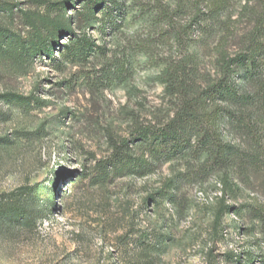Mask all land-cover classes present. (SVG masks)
I'll list each match as a JSON object with an SVG mask.
<instances>
[{"label": "rangeland", "instance_id": "1", "mask_svg": "<svg viewBox=\"0 0 264 264\" xmlns=\"http://www.w3.org/2000/svg\"><path fill=\"white\" fill-rule=\"evenodd\" d=\"M66 1L0 0L14 6L13 16L0 13V26L27 35L28 16L55 17L57 5ZM119 1L125 14L117 32L102 35L94 22L75 29L94 46L105 47V55L92 47L82 64L61 60L70 39L61 36L51 57H36L26 69L0 66V94L13 92L44 102L30 113L11 108L10 121L0 123V136L14 141L0 148V198L6 206L34 211L38 217L32 227H0V264L126 263L116 257V238L128 229L129 220L123 221L113 209L112 234L105 239L101 199L97 191H88L86 181L78 182L69 213L59 209L73 192L71 178L87 160L109 154L110 130L126 136L135 121L161 119L172 109L158 77L179 49L163 34L168 27L159 12L175 13V22L184 26L192 7L184 5L185 0ZM72 4L75 7L66 9L70 16L80 11V3ZM244 4L237 3L234 19ZM0 109L10 111L1 103ZM200 162L188 155L133 183L136 193L130 196L135 201L130 213L136 214L135 230L151 225L166 237L148 253L153 264H263L264 246L255 247L260 229L254 228L247 211H240L254 198L264 202L263 196L244 190L235 198L224 197L217 175H195ZM168 180L178 185V203L144 208V198ZM122 189L112 191L127 206L126 187Z\"/></svg>", "mask_w": 264, "mask_h": 264}, {"label": "trees", "instance_id": "2", "mask_svg": "<svg viewBox=\"0 0 264 264\" xmlns=\"http://www.w3.org/2000/svg\"><path fill=\"white\" fill-rule=\"evenodd\" d=\"M240 1L245 4L234 19V8ZM72 3H80V11L74 16L66 10L75 7ZM183 3L192 7L184 26L175 22V13L159 12L160 21L168 27L163 34L169 35V42L179 49L158 77L172 109L161 119L135 121L126 136L110 130L109 154L87 160L83 170L71 178L73 192L59 209L69 213L78 182L86 181L88 191H97L101 199L99 217L104 221L101 233L105 239L112 234L113 209L123 221L129 220L128 229L116 238V257L125 264H153L148 253L166 238L151 225L135 230L136 214L130 213L135 201L130 196L136 193L135 181L153 176L167 163L191 155L201 161L195 175H217L224 197L235 198L246 190L264 198V0ZM2 12L13 16L14 6L0 4ZM56 13L55 17L28 16L27 35L0 26V66L26 69L36 57H51L61 36L70 38L59 55L61 60L82 64L91 56L92 47L105 55V47L94 46L75 29H85L94 22L101 26L102 35L108 30L117 32L125 14L119 0H67L57 5ZM243 23L247 26L241 28ZM191 46L197 50L191 52ZM0 103L10 109H0V123L10 121L11 108L30 113L44 104L35 96L13 92L1 93ZM13 142L9 136H0V148H8ZM120 186L126 187L123 198L127 206L112 191ZM178 191L176 182L168 180L144 198L143 207H159L164 202L176 205ZM253 200L243 204L240 211H247L255 221L254 228L260 229L261 238L255 247L264 246V202ZM3 202L0 198V227L35 226L36 212ZM231 210L240 214L236 208ZM261 257L264 264V255Z\"/></svg>", "mask_w": 264, "mask_h": 264}]
</instances>
